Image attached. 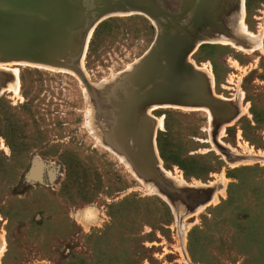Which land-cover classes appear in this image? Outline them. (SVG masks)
I'll list each match as a JSON object with an SVG mask.
<instances>
[{"label":"rangeland","instance_id":"obj_1","mask_svg":"<svg viewBox=\"0 0 264 264\" xmlns=\"http://www.w3.org/2000/svg\"><path fill=\"white\" fill-rule=\"evenodd\" d=\"M242 2L237 38L200 42L185 57L237 116L215 126L202 107L140 108L171 185L224 182L188 217L179 199L174 218L99 124L110 118L98 92L152 45L151 20L100 16L74 68L0 61L5 85L17 75V91L0 93V264H264V0Z\"/></svg>","mask_w":264,"mask_h":264},{"label":"water","instance_id":"obj_2","mask_svg":"<svg viewBox=\"0 0 264 264\" xmlns=\"http://www.w3.org/2000/svg\"><path fill=\"white\" fill-rule=\"evenodd\" d=\"M233 1L177 0L176 8L169 10L159 0H0V61L74 68V61L84 51L86 31L100 16L131 8L152 18L156 32L135 67V74L140 73L130 86L135 94L121 100L116 113L106 107L110 124L102 134L138 177L150 181L162 194L188 204L186 193L171 185L157 169L156 158L143 154L138 147L141 133L149 146L154 144L149 117L140 108L162 103L202 107L208 109L215 126L236 116L228 102L211 94V79L185 59L201 35L233 36L223 21ZM114 124L120 128L117 137L111 135Z\"/></svg>","mask_w":264,"mask_h":264},{"label":"bare ground","instance_id":"obj_3","mask_svg":"<svg viewBox=\"0 0 264 264\" xmlns=\"http://www.w3.org/2000/svg\"><path fill=\"white\" fill-rule=\"evenodd\" d=\"M243 0H234L232 3H231V6H230V8H229V10L227 11V13H226V16H225V18H224V22H225V24L226 25H228V27L231 29V32H232V35L233 36H231L230 38H237L236 36H235V31H234V29H235V15H236V12H237V10L238 9H240L241 10V12L243 11V2H242ZM159 3L162 5V6H165L166 8H168L169 10H173V9H175L176 8V5H177V0H159ZM235 5V6H234ZM114 12H116V13H132V12H136V13H140V14H142V15H144L145 17H147L149 20H151L152 22H153V24L154 25H156L155 24V22H154V20L152 19V18H150V17H148V16H146L141 10H136V9H131V8H125V9H121V10H116V11H114ZM109 14V13H108ZM240 14V13H239ZM102 16H104V15H102ZM240 24L242 25V20H240ZM92 26H93V24H91L89 27H88V29H87V31H86V34H85V38H84V45H83V48H84V46H85V42H86V40H87V38H88V36H89V34H90V31H91V29H92ZM243 27V26H242ZM226 36V35H224V34H219V33H212V34H208V35H201L198 39H196V40H194V46L195 45H197L198 43H200V42H204V41H208V42H219L218 40H220V41H225V40H223L222 38L221 39H216V37L217 36ZM253 35V34H252ZM226 37H228V36H226ZM253 37V36H252ZM255 37V36H254ZM253 37V38H254ZM214 38V39H213ZM205 39V40H204ZM207 39V40H206ZM209 39H212V40H210L209 41ZM255 40H254V45H253V47H254V50H262V46H261V38H259V37H255L254 38ZM216 40V41H215ZM237 41H240V42H242V40L240 39V38H238L237 39ZM220 43V42H219ZM232 44V43H231ZM240 49V48H239ZM241 50V49H240ZM241 51H243V50H241ZM245 52H249V51H245ZM82 56V55H81ZM18 62H24V63H28V64H32V65H36V66H48V65H41V64H37V63H31V62H26V61H18ZM139 62V61H138ZM138 62L136 63V64H134L133 66H132V68L131 69H129L128 71H125V72H123V73H121V74H119V75H117L114 79H113V81L111 82V83H109V84H107V85H105V86H103L102 88H100V90H99V92L98 93H100V95L103 97V101H105V104L107 103L108 105H109V107L108 106H106L105 104V106L110 110V111H112V112H114V113H116V107H118V106H120L121 105V100H124V98H125V100L126 99H128L129 97H131V96H133L135 93V88H130V86L133 84V83H135L136 82V80H135V76H138L139 78H140V76H139V74L140 73H137V74H135V67H136V65L138 64ZM0 64H5V63H0ZM50 68V67H49ZM149 70V69H148ZM132 71L134 72V73H132ZM210 71V70H209ZM6 71H4V70H0V82H1V85H0V93H2L3 91H10V90H15L16 89V83H17V75H16V72L15 71H13V74H14V85L12 86V85H9V84H7V85H5L6 83H7V75H6V73H5ZM7 72H9V71H7ZM132 73V74H131ZM205 74V73H204ZM209 74V76H210V78H212V75H211V72L210 73H208ZM9 75H10V77H12V74L9 72ZM207 76V75H206ZM207 78L209 79V77L207 76ZM16 91H17V89H16ZM104 103V102H103ZM162 105H168V104H166V103H162ZM152 106H154V104L153 105H151V107ZM148 108H150V107H148ZM146 112L148 111V109L147 110H145ZM149 113V112H148ZM237 116V115H236ZM235 116V117H236ZM234 117V118H235ZM234 118H232V119H230V121L231 120H233ZM110 121H107L106 119L105 120H101L100 122H99V124L101 123V125H100V129L101 130H103V129H105L106 127H108V125L110 124L109 123ZM104 123V124H103ZM121 124V123H120ZM125 124H129L128 122H126ZM103 125H104V127H103ZM117 125H113V127H112V129H111V135L113 136V137H117V136H119L120 134V128H119V126L118 127H116ZM157 127L158 128H160L161 127V120H157ZM156 127V128H157ZM142 132V131H141ZM136 143L138 144V147L141 149V151H142V153L143 154H145V155H148V156H150V155H152L153 157H155L156 158V167H157V169L164 175V176H171V174L169 173V172H167V171H165V170H163V168H162V166L160 165V159H159V157L157 156V153H156V150H155V146H154V144H152L151 146H149V144L147 143V140H146V138H144L143 137V134L141 133V134H138V138H137V141H136ZM122 157H123V155H121ZM173 178H175L177 181H178V183L179 184H183L184 183V181L182 180V179H180L178 176L176 177V176H173ZM140 180H141V178H140ZM142 181V180H141ZM150 183V181H146L145 183ZM196 186V185H195ZM221 188H222V186H221ZM221 188H217V189H221ZM147 189V188H146ZM150 190L153 192L154 191V189L152 188H150ZM219 190H217V192L219 191ZM211 193V192H210ZM222 193H223V190H220L219 192H218V194L219 195H222ZM159 194H161V193H159ZM162 195V194H161ZM164 196H166V195H164ZM166 198H167V196H166ZM212 199V203H214L216 200H217V198L214 196L213 197V195H212V197H209L208 199H204L205 201H208V200H211ZM167 200H168V198H167ZM184 200L186 201V203L187 202H190V203H192V202H194V201H196V197L194 196V194L192 195V194H190V196L189 197H184ZM180 203H181V201H180ZM184 204V203H183ZM180 206V205H179ZM200 206V203H198L197 204V206H196V209L198 208ZM171 207H173V206H171ZM202 207V206H201ZM201 207H199V210H200V208ZM178 209H180L179 207H178ZM186 209H187V207H186ZM190 212V211H189ZM3 249H4V243L2 242V243H0V253L3 251Z\"/></svg>","mask_w":264,"mask_h":264},{"label":"crops","instance_id":"obj_4","mask_svg":"<svg viewBox=\"0 0 264 264\" xmlns=\"http://www.w3.org/2000/svg\"><path fill=\"white\" fill-rule=\"evenodd\" d=\"M199 183H200L199 186H191L190 187V186H188L187 182H185L183 184H178L177 183L179 186H177V187L175 186V188H178L181 191V188H179V187L183 185L184 187H186L185 188L186 190L183 189L182 191L184 193H186V196H190V194H194V196L196 197V201H194L192 203L189 202L188 204H184L185 206H187V207H189L191 209L190 212H186L184 214V217H188V216L194 214L195 212L199 211L198 209H196V206H197L198 203H200V206H202L200 208V210L202 208H204L205 206H208V205H210L212 203L211 202L212 199L208 200V201H205L204 199H208L209 197H212V195H213V197L215 196L217 199H218L219 196H221V195L218 194L216 189L217 188H221V186H222V189H223L224 182L222 184V181L212 180V181H208L206 183H201V182H199ZM157 193L159 194L161 192L158 191ZM162 195L164 196L165 194H162ZM165 197L162 198V199L164 200V202L170 208L171 213L173 214L174 218H177V216L179 214L178 210H177L178 209V205L180 204L179 203V198L178 197L175 198V197L167 196V198H168V200H167ZM171 206H173V207H171Z\"/></svg>","mask_w":264,"mask_h":264},{"label":"trees","instance_id":"obj_5","mask_svg":"<svg viewBox=\"0 0 264 264\" xmlns=\"http://www.w3.org/2000/svg\"><path fill=\"white\" fill-rule=\"evenodd\" d=\"M263 46H264V43H263ZM158 149H159V151H161V150H160V146H159V143H158Z\"/></svg>","mask_w":264,"mask_h":264}]
</instances>
